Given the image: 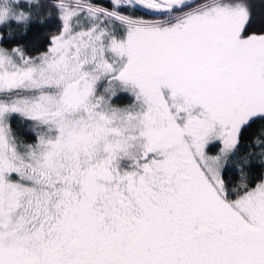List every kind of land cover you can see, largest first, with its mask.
<instances>
[{"label": "snow or ice", "instance_id": "obj_1", "mask_svg": "<svg viewBox=\"0 0 264 264\" xmlns=\"http://www.w3.org/2000/svg\"><path fill=\"white\" fill-rule=\"evenodd\" d=\"M0 264H264V0H0Z\"/></svg>", "mask_w": 264, "mask_h": 264}]
</instances>
